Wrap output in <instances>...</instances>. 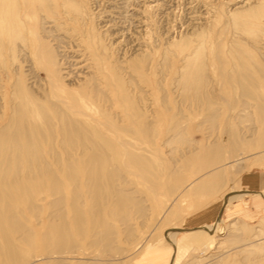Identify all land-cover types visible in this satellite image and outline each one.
Masks as SVG:
<instances>
[{
  "label": "bare ground",
  "instance_id": "obj_1",
  "mask_svg": "<svg viewBox=\"0 0 264 264\" xmlns=\"http://www.w3.org/2000/svg\"><path fill=\"white\" fill-rule=\"evenodd\" d=\"M103 1L92 2L101 5ZM146 1L107 0L110 9L97 11L88 0H0V264H100L105 260L106 253H101L102 260L91 250L116 241L118 228L109 219L126 225L133 211L142 216L149 197H157L159 179L166 170L160 148L186 143L189 116L184 108L174 110L178 102L165 89L160 100L154 97L166 80L176 85L179 103L189 113L192 109L202 113L209 131L217 125L221 106L227 104L219 106L212 86L215 77L207 73L209 65H218L221 83L228 84L218 93L240 98L237 106L232 96L237 107L224 120V131L216 133L213 144L219 145L208 148L204 166H223V149L233 156L230 167L253 149L259 148L253 157L264 155V0H238L239 6L228 8L204 3L207 9L197 15H188L187 10L189 23L183 25L188 30L184 33L178 26L183 33L176 28L180 34L177 31L175 37H170L169 25L165 36L160 29L162 3ZM133 27L140 30L137 37L136 32L129 33ZM244 32L251 39L243 38ZM221 83L216 86L220 88ZM242 121L248 123L242 127ZM161 126H165L163 132ZM211 132L206 133V141ZM259 163L263 166L264 159ZM198 180L180 190V179L164 186L170 193L164 215L178 198L192 205L195 198L219 195L221 179L197 184ZM237 192L231 189L222 203L191 223L215 231L219 239L228 231L237 238L242 230L236 221L220 230V219L211 222L212 215ZM254 227L255 237L264 235V217ZM176 232L167 240L141 239L139 234V240L147 241L135 253H142L137 264L174 263ZM125 236L132 239L134 233ZM215 243L217 247L224 241ZM249 245L246 251L255 252ZM84 246L92 248L87 249L90 255ZM207 247L213 245L207 243ZM259 249L264 250V244ZM87 255L89 261L83 260ZM201 260L197 263L205 264L208 258Z\"/></svg>",
  "mask_w": 264,
  "mask_h": 264
},
{
  "label": "rangeland",
  "instance_id": "obj_2",
  "mask_svg": "<svg viewBox=\"0 0 264 264\" xmlns=\"http://www.w3.org/2000/svg\"><path fill=\"white\" fill-rule=\"evenodd\" d=\"M92 1L93 0H88V2L93 6V8H98L97 11L98 10H102V7L104 9H106V8H108L110 6L108 2H107L108 4L106 3L107 0L106 1L104 0L103 2H101V5H99L98 2L96 4V3L92 2ZM144 1H146V0H144ZM150 1L151 0H147L146 2H150ZM190 1H191V4H188V3H190ZM193 1L192 0H186V1L185 0H159V2L162 3L161 6L163 8L162 13H161V9L162 8L159 11L162 14V16L160 15V13H158L159 14L158 15L159 22H162V25H163L162 26L161 23H159V26L161 25L160 26L161 27L160 28L161 31L163 33L169 32V29L171 28L170 32L172 31L171 33H173V34L169 33L170 37H175V36H178V34L183 33L182 31L185 30V28L187 26L186 24L189 23L188 19H189L190 16H188V15H190V13L194 14V15H195V13H196V15L200 14V13L204 14L203 11H202L203 8H205V10L207 9V6L205 4H207V5H215L216 4L218 6L222 5L225 8L226 7L228 8L229 6L232 7L234 4H236L238 6L241 4L240 2H239V4H237L238 0H198V2L196 0H195V2H193ZM199 1H201V2L199 3ZM202 1H203V4H202ZM240 1H242V0H240ZM193 3H195V4L193 5ZM230 3H232V4H230ZM93 4H95V5H93ZM197 5L200 6L199 9L197 8L198 7ZM100 7H101V9H100ZM201 7H202V9H201ZM109 9H110V7H109ZM106 10H108V9H106ZM187 10L189 12L188 15L186 14V13H188ZM197 10H200V11H197ZM193 11H194V13H193ZM167 12H168V15H167ZM197 12H199V13H197ZM159 17H161V18H159ZM182 19L183 20L185 19V20L182 21ZM114 21H116V20H114ZM180 22H181V24H179ZM102 23L103 22L101 21L100 24L103 25ZM171 23H173L172 25L174 27L176 25L175 29H174V27L172 25H170ZM183 24L186 25V26H184ZM168 25H169L170 28L167 27ZM181 25H183L184 27L181 26ZM178 26H179V29L181 28L182 31L177 28ZM127 28H129L128 25H127ZM176 28L180 31V33H179V31ZM131 29H133V30H131ZM131 29L130 30L132 32H129V33H133V32L135 33L136 32L137 33L135 35L136 37L140 34V30H138L137 28L133 27ZM134 29H136V31ZM162 29H166V30L163 31ZM186 30H188V29L186 28ZM186 30L184 31V33L187 32ZM177 31H178V34H176ZM165 35H166V33L164 34V36ZM171 35H173V36H171ZM250 36L252 37V35L247 33V32H244V35L242 33V37L245 38L246 40L247 39H251ZM222 38H223V35H222ZM224 38H227L226 35H224ZM248 41H251V40H248ZM227 61L229 63V60H227ZM223 62H226L225 59L223 60ZM215 65H216L215 63L213 65H211V66L209 65V67H208L209 70L207 68V73H209L210 76L212 74V77H215V79H213L214 84H212V83L211 84H212V86L214 88V92H215V90L217 91L216 96L218 95L217 101L219 102V106L223 105V103L225 105L226 101H227V104L225 106H221L223 109L220 108V110H219L220 113L218 112V115L219 114H221V115L216 120V123H217L218 126L215 124V126H217L215 130H214L215 126L211 127L212 132H211V130L209 131V129H210L209 128V124H207V123L203 124L205 122L204 121L205 117H203V115H201L202 113H199L197 110H195V111H197V112H195L192 109L193 111L192 110L190 111V113H192L191 114L192 118H191V116L189 115L190 114L189 113V109L188 110L185 109V105H181L179 103V101H180L179 98H181V93H180L179 90L176 91V90L173 89V88H175L176 85H172L170 83L171 80H166L164 82V84L163 83L161 84L162 86L164 85V87L162 88V86H161V90L160 91H158V92H157V90L155 91V95H154L155 99L160 100L161 99L160 96L163 97L165 95L164 93L162 94V90L165 89V92L167 91L168 97H170L172 101H177L179 103V104L177 103L178 106H176V104H175L174 110H175L176 107L179 108V106H180V108H184L183 110H184L185 114H188V116H189V117H187V115H186L187 120L189 122L188 121L185 122V125H187L185 128L188 130V132H187V130H185V131L187 133H189L190 135L187 134V133H184V134L187 135V137H184V138H187L185 145H184V143H182L183 144L182 145L181 143H177L176 142L177 144L176 143L172 144V146L170 145V147L167 146L169 151L166 148V146H162L160 148L161 149L160 152L162 153V155H164V162L166 163V168H164V169H166V170H164V173H162V175L164 174V176H161L162 179L161 178L159 179L160 183H159V187H158L159 191H157V194H158L157 197L151 198V196H150L149 197L150 199H148L146 201V203H145V209L144 210L147 211V212L144 211L145 213L143 212L142 216L139 217V214L136 212L137 216H135V214L133 213L134 211H133L132 213L134 215L131 213L132 214V218H131V214H130V217H129L130 219L128 218V220H127L128 221V224H126L128 226L127 228H125L126 225H123V223L121 221L118 220L119 221V223H118L117 219H115V218L109 219V221L111 223H113V227H117L118 230L123 232V233H121L118 230L116 231L117 232L116 235H118L120 237V239H118L119 238L118 236L116 238V236L114 235L115 237H113V239H115L116 241H114L112 239L114 242L113 241L110 242V244L107 246L108 249L106 248V246L105 247L103 246L104 248H106V249H104V250H106V252H102V251H104L102 246H101L100 249H99L100 246L99 247L98 246H92L93 249L96 248V249H99L100 251L96 250V249L94 251L91 247L87 248L89 250L92 249L91 251H93V254H94L93 256L94 257L95 256L101 257L102 254L104 255V253H106L108 258H107L106 255H105L106 258L103 256L106 261L102 259L103 257H101V259L104 261L105 264H137V263L140 262V260L142 258V253L141 254H135V253L142 249V247L145 244V242L147 241V239L152 240L151 238H159V239L167 240L169 238V235L171 234V232L173 230H175V229L177 230V232H176L177 233V235H176V247H174L172 249L176 250V259H175V262L171 263V264H195L197 262L199 263V260H201V259H203L205 257H206V259L208 258V260L205 261L207 263L204 262L205 264H230V263L231 264H264V260H263L264 259V250L263 249H261V250L259 249L264 244V235H262L261 237L260 236H256L255 237V230L256 229H255L254 226L258 223V221L256 223H253V224L252 223L251 224H247V223H244V222L238 221V220L226 221L225 218H224V224L221 223L222 225L221 224L218 225L217 228L219 230H220V228L223 229V227H225V226L227 228L229 223H231L232 221H236L237 227L239 229L241 228V230H242L241 232L238 233V236H236L237 238H234L233 236H231V233H229V231H228L226 233V237L224 239H219L220 237L218 236L217 233H215V231H213V230H202L200 227H197V226L193 227V229L184 230L185 228H187V225H188L187 221H188L189 218H191L193 216H196V215L200 214L201 212H205V211L213 209L215 205H217L219 203H222L224 201V199L226 198V196L228 195V193L230 192L231 189H234V188L236 189L238 187L237 182H238V177H239L240 173H242L244 170L252 168V167H264V165L262 166V164L259 163L260 158L264 159V157H263L264 155L263 156H258V158L257 157H253L254 153L259 152V150H258L259 148L258 149H253L252 151L248 152L247 153L248 155L245 156L247 158H245V160H243L241 163H237L238 165L231 166L232 168L228 164H230L232 162L231 160H232L233 156H231V154H230V156L232 157V158H230L229 154L226 152L225 149H223V151H222V159H221L222 160L221 163L223 164V166H221V167L217 166L216 167V165H205L206 168L204 166L205 163H204L203 159L206 157L205 156L206 152L210 148L218 147V145H219L218 143L217 144H215V143L213 144V140L216 138V133H217V136H218V134H220L222 132L221 130L225 127V121L227 122L228 118L230 117V116L228 117V114L230 113L231 108L237 107L238 104H240L238 102L239 101L238 100V98H239L238 94L231 95V99H229L230 95H227V97H226V94L223 93L224 91L223 92L221 91L220 93H218L221 88L222 89H226L228 87V84L226 82H225V84H224V82L221 83V81H220V79L218 77L219 76V74H218L219 73V69H218L219 67H218V65H216V66ZM216 67H217L218 70L216 69ZM40 73H42V72H40ZM214 74H215V76H214ZM216 79H217L218 82L216 81ZM219 83H221L220 88L218 87L219 85L216 86V84H219ZM225 85H227V87L224 88ZM171 89L174 90L175 92L172 91ZM222 95H224L225 98L222 97ZM232 96H234V98H236L237 106L235 104L236 103L235 99H233ZM221 99H224V100H221ZM219 100L224 101V102H220ZM229 100L230 101L234 100L232 102H234L235 106ZM228 105H229V107H228ZM178 108H176V109H178ZM225 115L227 116V119H225L226 118ZM195 116H198L197 117L198 119L194 118ZM200 120H201V123H200ZM247 123L248 122H244L243 123V121H242V125L241 126L243 127V124H247ZM200 124H203V125L200 126ZM205 125H206V127H205ZM222 126H224V127L222 128ZM159 129H161V131L163 132L165 130V126H161ZM223 131H224V129H223ZM209 132H211L212 134L210 135V138L208 139V141H206L205 136L208 135L206 133H209ZM191 139L193 141H195V142L192 141V143L194 145L190 144ZM187 140H188V142H187ZM210 141H211V143H210ZM186 144H187V146H186ZM210 144H212V145H210ZM175 145H177L179 148H176ZM190 145H191V147L189 148ZM195 146H197V147H195ZM174 148H176L178 151L176 149H174ZM262 148H264V147H262ZM194 149L196 150L195 152L197 153V155H198L197 158L199 160L196 158V154L193 152ZM261 149H260V151H261ZM171 151L174 152V153H172ZM178 153H180V155L181 154L182 155L179 156ZM193 153L195 155L192 156V157H193L195 162L192 161V157L189 156V155H192ZM174 155H175V157H174ZM226 156H227V158H226ZM169 157H171V158H169ZM172 158L173 159L176 158V159L175 160H171ZM183 158H184L185 161L183 160ZM188 158L190 159V161L188 160ZM180 159H181V162H180ZM186 160H188V161L186 162ZM176 161H178V162H176ZM183 162H185V163H183ZM193 163H195V164H193ZM196 163H198L197 166H196ZM171 164H172V166H171ZM167 165L170 166V167H167ZM173 165H176V167L173 166ZM217 165H219V164H217ZM192 166H195V167H192ZM172 167H174V172H173V168ZM185 168H187V170ZM194 170H196L197 172L195 173ZM210 174H211V176H210ZM219 174L220 175H224L223 178H221L222 176L218 178ZM201 175H203V176L201 177ZM165 177H166V179H165ZM163 178H164V180H163ZM198 178H199V180L197 181V184H198V182L200 183V182H203V181H206V180L210 181V180H214V179H218V180L221 179L222 180V182H221L222 185H221V189L219 190L220 191L219 195L216 194V195L213 196V194H211L213 197L211 195L210 196H206V197H199L197 200L195 198L193 201L191 200L193 207H192V205H190L191 203H189L188 199H184L183 198V200H184L183 201L182 198H178L179 201L178 200L176 201V203L173 205V207L170 209V211L167 214H165L166 215L165 216L164 215V211H165V209L167 207V204L169 202L168 200L170 199V193H167L165 187L169 186L176 179H180L179 187H178V190H180L187 182L189 183L190 181H194V180H196ZM210 178H212V179H210ZM167 179H169V181ZM164 188H165V190H164ZM176 194H178V193L175 192L174 195H176ZM199 202H202V203H199ZM157 203H158V205H156ZM197 203L200 204V205H198ZM164 204H166V205H164ZM146 207H147V210H146ZM149 210H150V212H148ZM168 215H170V216H168ZM133 218L135 220L138 218L139 220L137 219L135 221ZM139 224L142 226L143 229L141 228V226ZM146 224H149V225H146ZM192 224H197V223H192ZM150 226H151V228H150ZM174 226L175 227L177 226V227L175 228ZM123 228H125V231H124ZM145 228H148L149 230L145 229ZM113 229H115V228H113ZM126 229H128L129 231H126ZM130 229H131V231L132 230L133 231L131 232ZM227 230H229V229H227ZM244 230H245V232H244ZM118 232H120V233H118ZM125 233L126 234L129 233L130 235L132 233H134V238H136L137 240H139L140 237H142L141 239H144V238H147V239L146 240H139L140 241V247H141L140 248V247L137 246L138 242H136L137 241L136 239H135L136 241L132 240L134 238L130 239L131 237H133V235L131 237H127L128 238L127 239L126 236H125L126 235ZM139 234H142V236L139 235ZM138 235L140 237H138ZM252 235H254V236H252ZM127 236H129V235H127ZM160 236H161V238H160ZM241 236H243V237H241ZM222 240L224 241L223 244H220L217 247H214V245H217L215 242L222 241ZM226 241L228 243H226ZM207 243H208V245L212 244L213 247H211V248L207 247ZM246 243H250L251 246L249 244L248 245L250 247H255L254 249L256 251L253 252V253H249L248 251H246L245 248H249V247H246V246H248ZM252 244H253V246H252ZM116 246H119V247H116ZM242 247H244V248H242ZM83 249L82 250L86 254L89 252V250L86 249V246H84ZM101 249H102V251H101ZM208 249H210V250H208ZM170 250H171V248H170ZM96 251H99L100 253L96 252ZM167 251H168V249H166V252ZM86 254H82V255L79 254V255L85 257L84 255H86ZM87 256H86V259L89 257V256L88 257ZM83 257H82V259L85 260V261H89V259H90V257H89L86 260ZM72 260H75V259H72ZM103 261L101 262L102 264H104ZM107 261H109V263Z\"/></svg>",
  "mask_w": 264,
  "mask_h": 264
},
{
  "label": "crops",
  "instance_id": "obj_3",
  "mask_svg": "<svg viewBox=\"0 0 264 264\" xmlns=\"http://www.w3.org/2000/svg\"><path fill=\"white\" fill-rule=\"evenodd\" d=\"M237 184L239 192L234 195L235 198H232L234 200L231 199L228 204L221 205L220 209L212 215L211 222L218 218L224 224L225 218L226 221L238 220L253 224L264 217V167H252L244 170L240 173ZM210 211L201 212L189 218L187 228L184 230L199 227L200 223L192 224L191 220Z\"/></svg>",
  "mask_w": 264,
  "mask_h": 264
}]
</instances>
